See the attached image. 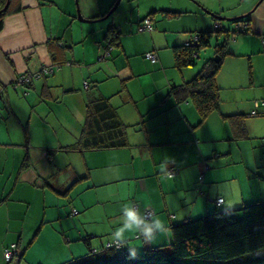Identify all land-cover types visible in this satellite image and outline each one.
Returning <instances> with one entry per match:
<instances>
[{
    "label": "crops",
    "instance_id": "1",
    "mask_svg": "<svg viewBox=\"0 0 264 264\" xmlns=\"http://www.w3.org/2000/svg\"><path fill=\"white\" fill-rule=\"evenodd\" d=\"M117 1L15 0L3 18L0 264H8L3 250L14 243L25 250L18 264H63L86 254L87 242L103 247L125 201L148 204L168 222V232L154 241L129 233L125 244L141 250L171 243L172 225L211 210L207 198L221 195L234 209L264 197V114L249 115L264 100V0H121L104 18ZM201 6L225 17L250 14L252 31L235 35L238 44L217 76L220 110L203 124L192 103L168 97L202 64L176 69L173 47L216 26ZM148 17L154 28L140 31ZM111 25L120 40L109 48ZM151 51L155 62L145 57ZM59 61L52 74L17 82ZM93 90L110 99L126 124L143 116L144 128L129 129L128 147L66 150L80 138ZM239 113L248 115L249 138L235 140L224 116ZM171 168L177 173L170 177ZM47 241L60 252L34 258Z\"/></svg>",
    "mask_w": 264,
    "mask_h": 264
},
{
    "label": "trees",
    "instance_id": "2",
    "mask_svg": "<svg viewBox=\"0 0 264 264\" xmlns=\"http://www.w3.org/2000/svg\"><path fill=\"white\" fill-rule=\"evenodd\" d=\"M14 1L11 0L9 7L3 10L7 0H0V30L3 18L10 12ZM177 14L180 15L181 12H176ZM145 19L139 25V30ZM213 19L216 26L212 30L197 31V35H193L186 44L173 47L174 66L178 70L196 66V59L201 58L203 51L213 50V56H206L193 78L172 85L168 93V97L172 98L176 105L192 103L199 114V124H203L211 113L220 110L221 88L217 83V76L225 59L232 54L229 47L235 35H247L252 32L250 14L229 21L235 26L233 29L225 26L222 21L214 17ZM215 36L219 38L215 39L216 44L212 42ZM106 40L109 48L119 44V30L113 25L108 29ZM145 57L152 62L157 60L148 58L147 53ZM58 66L62 67L60 61L57 66L47 65L39 72L41 76L43 73L52 74L55 71L53 68ZM34 79L23 84L26 85ZM95 92L93 90L92 98L86 105V117L80 138L75 145L66 147L67 151L128 147L129 129L144 128L143 116L141 121L132 126L128 125L122 120L110 99ZM262 107L264 108V100L255 102L249 115L253 117L264 114ZM247 118L248 115L244 113L224 116L233 130L235 140L249 138ZM170 170L177 173L176 168L168 169L166 175L170 177L174 176L170 175ZM256 172L257 170L254 171L255 176L258 174ZM69 190L70 188L67 191H57L60 194H68ZM221 197L223 202L218 204L217 200ZM207 200L211 201V210L204 216L172 225L171 243L137 250V257L133 260L128 258L130 249L126 244L120 247L118 243L114 245L109 241L101 248H93L87 242L89 250L86 254L63 264H264V197L241 203L234 209L225 205V198L221 195ZM212 204L215 206L214 210ZM7 250L13 252L14 259L18 262L24 256L25 250L22 252V248L16 243L5 247L4 259ZM5 261L10 263L6 259Z\"/></svg>",
    "mask_w": 264,
    "mask_h": 264
},
{
    "label": "clouds",
    "instance_id": "3",
    "mask_svg": "<svg viewBox=\"0 0 264 264\" xmlns=\"http://www.w3.org/2000/svg\"><path fill=\"white\" fill-rule=\"evenodd\" d=\"M167 165V161L164 162ZM152 207L145 204L143 207H137L133 201H125L121 205L120 224L114 228L110 234L112 244L125 246L129 233H135L137 236L147 241H154L159 235L168 232L167 220L158 214L152 212ZM129 259L137 257V250L134 246H129Z\"/></svg>",
    "mask_w": 264,
    "mask_h": 264
},
{
    "label": "rangeland",
    "instance_id": "4",
    "mask_svg": "<svg viewBox=\"0 0 264 264\" xmlns=\"http://www.w3.org/2000/svg\"><path fill=\"white\" fill-rule=\"evenodd\" d=\"M192 2H194L195 3V0H193ZM240 6V5H239ZM238 6V7H239ZM237 6L235 7V9L236 8H238ZM201 8H202V6H201ZM225 23H230L229 21H225ZM233 29V28H232ZM238 38L240 37V34L237 36ZM215 39H219L217 36H215V37H213V39H212V42L214 43V44H216V42H215ZM233 43H236V44H238L236 41H232V43L230 44V47H229V50H231L232 51V47H233ZM213 44V45H214ZM209 55H211V56H213V53L211 54V51H207V52H205V51H203L202 53H201V58H198V59H196V61H197V64L199 63H203L204 61H205V58H207L206 56H209ZM212 207H213V210L215 209V206H214V204H212ZM71 231H73V230H71ZM70 231V232H71ZM48 242H50V241H47V245L45 244V246L43 247H41V249H43V251L42 252H40V254H38V255H36L34 258H39V257H42L43 259H45V258H48V257H51L52 255H50V254H52V253H54L55 251H57V253H59L60 251H59V249H60V246H57L56 245V243H52L51 242V244H48ZM75 243V242H74ZM73 243V244H74ZM76 243H80V242H76ZM76 245V244H75ZM55 248V249H53V250H51V248ZM51 250V251H50ZM68 252L70 251V248H68V250H67ZM84 251L85 252H87L88 251V249H87V247H85V245H84ZM60 257L61 256H63V255H60V254H58ZM81 256H83V254L81 255ZM77 257V256H76ZM73 258V255H71V257H70V259H72ZM69 259V260H70ZM18 262V260L17 259H14L12 262H10L9 264H18L17 263ZM64 263V262H63ZM24 264H26V262L24 261Z\"/></svg>",
    "mask_w": 264,
    "mask_h": 264
},
{
    "label": "built area",
    "instance_id": "5",
    "mask_svg": "<svg viewBox=\"0 0 264 264\" xmlns=\"http://www.w3.org/2000/svg\"><path fill=\"white\" fill-rule=\"evenodd\" d=\"M152 28H153V26H152V23H151V19L148 17V18L145 19L144 23L140 26V31L152 30ZM147 57L150 58V59H152L154 61V60H156L157 55L155 53H153V52H148L147 53ZM47 69H49V68H47ZM40 75H41V72L34 73V74L30 73L28 75H23V76H20L17 79V82H19V83H25V82L30 81L32 78H35V79L38 78ZM174 174H175V172L173 170H170V175H174ZM222 202H223V198L222 197L217 200V203L218 204H220ZM5 259L8 262L13 261L14 260L13 252L10 251V250H7L5 252Z\"/></svg>",
    "mask_w": 264,
    "mask_h": 264
},
{
    "label": "water",
    "instance_id": "6",
    "mask_svg": "<svg viewBox=\"0 0 264 264\" xmlns=\"http://www.w3.org/2000/svg\"><path fill=\"white\" fill-rule=\"evenodd\" d=\"M10 1L11 0H7V3H6V5L4 6V8H3V10H6L8 7H9V5H10ZM121 0H118L116 3H115V5H114V7L105 15V17L104 18H107V17H109L116 9H117V7H118V5H119V2H120ZM261 1V0H260ZM259 1V2H260ZM209 15H211L212 17H214V18H216L217 20H220V21H233V20H235L236 18H238V17H225V16H222V15H218V14H216L215 12H213V11H211V10H209V9H207L206 7H202ZM243 16H246V15H243ZM242 17V16H241ZM79 19L81 20V21H85V19H83L82 17H81V15H79Z\"/></svg>",
    "mask_w": 264,
    "mask_h": 264
}]
</instances>
